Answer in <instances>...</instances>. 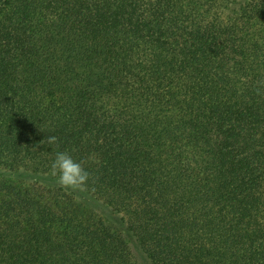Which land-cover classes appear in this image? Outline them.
I'll return each instance as SVG.
<instances>
[{"label": "trees", "instance_id": "trees-1", "mask_svg": "<svg viewBox=\"0 0 264 264\" xmlns=\"http://www.w3.org/2000/svg\"><path fill=\"white\" fill-rule=\"evenodd\" d=\"M0 264H264V0H0Z\"/></svg>", "mask_w": 264, "mask_h": 264}, {"label": "clouds", "instance_id": "clouds-1", "mask_svg": "<svg viewBox=\"0 0 264 264\" xmlns=\"http://www.w3.org/2000/svg\"><path fill=\"white\" fill-rule=\"evenodd\" d=\"M49 145L55 144V136L48 137ZM51 175L57 178V183L64 189L85 190L90 174L81 163L73 160L67 152H58L51 164Z\"/></svg>", "mask_w": 264, "mask_h": 264}]
</instances>
